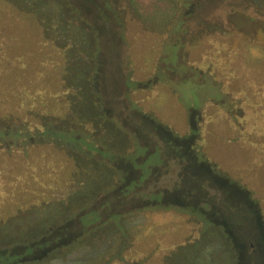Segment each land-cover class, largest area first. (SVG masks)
I'll use <instances>...</instances> for the list:
<instances>
[{
  "label": "rangeland",
  "instance_id": "rangeland-1",
  "mask_svg": "<svg viewBox=\"0 0 264 264\" xmlns=\"http://www.w3.org/2000/svg\"><path fill=\"white\" fill-rule=\"evenodd\" d=\"M234 1L0 0V264H264V0ZM113 190L150 205L84 211Z\"/></svg>",
  "mask_w": 264,
  "mask_h": 264
},
{
  "label": "trees",
  "instance_id": "trees-1",
  "mask_svg": "<svg viewBox=\"0 0 264 264\" xmlns=\"http://www.w3.org/2000/svg\"><path fill=\"white\" fill-rule=\"evenodd\" d=\"M235 1L237 2V0H235ZM238 3H240V2H238ZM122 85H123V83H122ZM122 85H120L114 89L113 92L115 93L116 96H117V93H120V89L124 90V87ZM109 105H111V104H109ZM108 107L118 108V105L116 104V101H115L114 105L108 106ZM132 109L135 110L136 108H132ZM132 109H130V110L132 111ZM160 129H161V127H160ZM162 131H164V130H162ZM161 136H163L165 138L164 135H161ZM169 137H170V134H169ZM166 139H168L167 136H166ZM180 147L184 151L189 152L188 151L189 150L188 144L187 145H181ZM186 155H187L186 156V162H187L188 166L198 165V160L195 157H193L192 155H188V154H186ZM204 163H201L198 165V169L200 172L205 171V169L203 167ZM242 187L243 186L240 185L239 181L229 180L224 185V193H226L228 196H230L228 201L242 202L240 194L242 195V191H244L243 189L247 190V188H245V187L242 188ZM237 197H238V199H236ZM201 198H202V194L199 193L198 194V203L201 200ZM146 200L147 199H142L139 201L138 199H131V198L124 196V194H121V193L119 194L118 190H113V191H110L106 196H99L98 195L96 197V200L92 203V205L90 207L84 208L85 209L84 211L88 212L89 210L97 209L99 207V205H104L102 211L105 212V214H107L109 212H117V213L118 212H132L133 210L140 209V208H143L145 206H149L150 205L148 202L149 200L147 202H146ZM193 201H195V200H193ZM225 208L226 207H224V208H222V207L217 208L216 207V211L217 212H221V211L224 212ZM226 209H228V208H226ZM235 210H238V212H242L241 207H239V209H235Z\"/></svg>",
  "mask_w": 264,
  "mask_h": 264
}]
</instances>
